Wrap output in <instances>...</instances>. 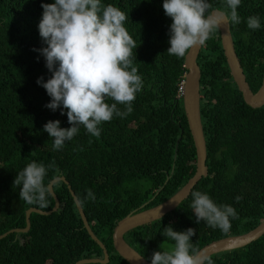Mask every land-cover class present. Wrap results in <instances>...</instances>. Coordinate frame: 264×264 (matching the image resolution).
<instances>
[{
	"label": "trees",
	"instance_id": "16d2710c",
	"mask_svg": "<svg viewBox=\"0 0 264 264\" xmlns=\"http://www.w3.org/2000/svg\"><path fill=\"white\" fill-rule=\"evenodd\" d=\"M50 3L54 0H0V235L24 228L28 208L50 211L54 206L50 194L46 209L19 198L22 185L13 182L35 161L47 169L46 186L55 177H64L83 201L92 231L109 247L107 264H128L112 248L117 222L150 199L144 209L161 204L196 170L195 148L182 102L176 98L186 72L185 57L167 53L172 20L164 13L163 0H101L128 16L124 26L136 42L131 59L143 86L132 102L133 111L98 125L99 137L80 126L71 141L54 150V138L43 130L44 125L55 120L63 129L71 125L66 109L46 107L51 98L36 83L38 78L42 82L51 78L38 51L47 47L38 31L41 4ZM208 3L212 9L226 10L224 0ZM237 12L241 22L229 23L230 33L246 82L255 93L264 75V0H241ZM250 16L260 18L259 29L247 27ZM197 64L208 174L176 209L125 234L150 263L153 252L174 244L163 236L168 226L177 232L194 229L190 243L200 250L224 237L245 234L264 220V105L254 110L244 102L230 75L219 32L201 48ZM117 107L125 110L124 105ZM142 179L147 180L144 190L132 187ZM53 190L60 209L51 215L31 214L26 234L9 233L1 238L0 264H72L102 257L83 228L67 185L57 182ZM89 190L94 199L87 196ZM195 191L207 194L217 206L235 209L237 218H229L227 233L204 221L196 223L190 207ZM210 257L214 264H264V234L240 249Z\"/></svg>",
	"mask_w": 264,
	"mask_h": 264
},
{
	"label": "clouds",
	"instance_id": "9594fccd",
	"mask_svg": "<svg viewBox=\"0 0 264 264\" xmlns=\"http://www.w3.org/2000/svg\"><path fill=\"white\" fill-rule=\"evenodd\" d=\"M224 2L226 10L212 9L208 0H163L164 13L172 20L167 53L182 59L191 49L203 47L221 26L239 24L241 19L237 8L241 0ZM41 7L43 12L38 31L47 47L38 51L46 61L45 67L51 78L42 82L41 77L36 83L51 98L46 107L52 111L61 107L66 109L67 121L71 125L63 129L59 120L44 125L43 130L54 138L53 149L59 150L66 141L76 136L80 126L91 136L99 137L98 125L102 122L111 121L114 115L123 118L130 114L133 111L132 102L143 84L131 59L136 42L124 26L128 16L123 11L111 4L105 6L101 0H54V3L41 4ZM247 27L259 29L260 18L248 17ZM184 74L177 89L176 98L180 100L179 86L182 84L183 89ZM107 100L114 102L109 104ZM117 105H124L125 110L121 111ZM249 107L254 110L260 108ZM64 114L61 111V115ZM48 167H54V164ZM46 174L47 169L42 163L33 161L27 164L13 182L22 185L19 198L29 205L36 204L46 209L50 194L44 183ZM87 196L95 198L90 190ZM192 196L190 207L196 223L204 221L208 227L218 228L223 233L230 230L229 218H237L233 207L217 206L200 191L193 192ZM236 199L239 200V197ZM76 201L83 206L78 197ZM194 234L192 228L183 232L174 231L171 226L164 228L163 236L174 244L164 251L153 252L151 264H214L210 256L190 243Z\"/></svg>",
	"mask_w": 264,
	"mask_h": 264
},
{
	"label": "water",
	"instance_id": "95a60500",
	"mask_svg": "<svg viewBox=\"0 0 264 264\" xmlns=\"http://www.w3.org/2000/svg\"><path fill=\"white\" fill-rule=\"evenodd\" d=\"M221 47L227 66L229 68L233 82L236 84L239 92L242 93L244 101L251 107H261L264 105V75L262 78L261 86L253 93L246 82L243 69L240 65L236 55L232 36L230 33V24L223 25L218 29ZM202 47L193 48L186 54L184 58L183 67L186 70L184 74V85L181 92L182 106L185 112L188 130L190 132L192 142L196 153V170L194 175L187 181V183L178 190L174 195L165 200L159 205L144 209L147 204L152 200L142 204L138 209L129 212L124 218L119 220L113 229L112 233V248L113 250L126 261L128 264H151L146 261L136 250L130 247L123 239V236L129 231L136 229L157 221L164 217L167 213L176 209L182 201H184L200 181L208 174L206 166V144L203 135L201 112H200V68L197 64ZM169 177L166 178L164 185L167 183ZM64 182L69 188V193L74 201L75 207L81 218L83 228L86 230L90 239L96 243L97 247L102 251V259L89 258L81 259L72 264H107L109 262V252L105 244L94 234L88 223L82 207L76 201V195L64 177H55L48 183L50 195L54 200V206L50 211H42L37 208H28L25 211V226L24 228H14L6 233L0 235V239L4 238L7 233L26 234L30 230V215L32 213L40 215H51L57 212L60 208V202L53 190L54 184L57 182ZM160 190V189H159ZM157 194V193H156ZM173 199V200H171ZM144 209V210H143ZM264 234V220L253 230L239 236H228L217 241H214L200 249L201 252L207 256L218 254L225 251L240 249L253 241H256ZM142 257V258H141Z\"/></svg>",
	"mask_w": 264,
	"mask_h": 264
},
{
	"label": "rangeland",
	"instance_id": "374dc122",
	"mask_svg": "<svg viewBox=\"0 0 264 264\" xmlns=\"http://www.w3.org/2000/svg\"><path fill=\"white\" fill-rule=\"evenodd\" d=\"M145 185L147 186V180L142 179L141 182H139L138 184H132L133 188H136L138 190H144ZM123 199H126V196L122 197ZM35 214V213H32ZM6 233V232H5ZM221 254V253H220Z\"/></svg>",
	"mask_w": 264,
	"mask_h": 264
},
{
	"label": "flooded vegetation",
	"instance_id": "af4514ba",
	"mask_svg": "<svg viewBox=\"0 0 264 264\" xmlns=\"http://www.w3.org/2000/svg\"><path fill=\"white\" fill-rule=\"evenodd\" d=\"M148 202V201H147ZM132 231V230H131ZM127 235V234H126ZM126 235H124L123 236V239H124V241L130 246V247H132L131 245H130V243L132 242V241H130L128 238H127V236ZM105 246H106V248H107V250H108V246H107V244H105ZM133 248V247H132ZM134 249V248H133ZM135 250V249H134ZM108 252H109V250H108ZM137 252V251H136ZM138 253V252H137ZM139 254V253H138ZM140 255V254H139ZM109 258H110V252H109ZM144 258V257H143ZM99 259H102V257L101 258H99ZM145 259V258H144ZM146 260V259H145ZM147 261V260H146ZM150 263V262H149Z\"/></svg>",
	"mask_w": 264,
	"mask_h": 264
},
{
	"label": "built area",
	"instance_id": "2783aa9c",
	"mask_svg": "<svg viewBox=\"0 0 264 264\" xmlns=\"http://www.w3.org/2000/svg\"><path fill=\"white\" fill-rule=\"evenodd\" d=\"M179 92H182V84L179 86Z\"/></svg>",
	"mask_w": 264,
	"mask_h": 264
}]
</instances>
